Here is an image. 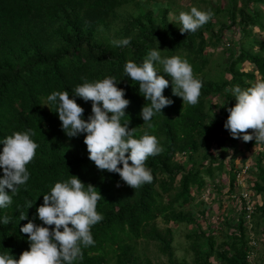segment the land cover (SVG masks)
Masks as SVG:
<instances>
[{
  "label": "trees",
  "instance_id": "1",
  "mask_svg": "<svg viewBox=\"0 0 264 264\" xmlns=\"http://www.w3.org/2000/svg\"><path fill=\"white\" fill-rule=\"evenodd\" d=\"M158 1L0 0V139L31 130L32 139L38 144L33 160L26 166L30 174L26 186L20 187L10 206L0 209V217H11L9 224L0 225V254L10 253L18 258L29 250L27 234L21 233L20 228L33 219L36 208L43 203V194L70 174L96 188L102 197L96 210L104 217L92 227L95 244L82 247L83 260L78 264H151L138 255L140 241L158 244L167 264H188L175 256L172 231L157 227L160 218L167 224L191 227L188 239L192 264H249L251 248L245 212H234L233 223L228 217L220 225L209 223L206 231L190 206L195 196L206 189L205 178L213 181L225 170L230 152L231 200L239 145L249 150L264 146L262 142L233 139L223 127L228 115L226 107L235 104L225 89L239 86L243 90L264 80V47L259 52H254L255 48L247 51L242 42L238 52L230 53L222 65L218 79L205 74L210 64L207 51L219 47L226 30L239 29L243 39L260 43L251 38L250 30L264 32V0H229L226 10H215L212 19L190 35L181 34L176 20L169 18L174 6L163 3L159 7ZM221 13L223 20L213 22ZM128 36L132 37L129 46L113 47L110 43ZM158 45L162 56L186 58L203 86L198 104L189 106L172 95L169 82L162 94L173 103L162 109V115L153 118L154 127L148 128L140 117L147 101L139 94L137 83L125 77L124 65L129 60L141 63L149 50ZM246 64L253 70H241ZM106 76L120 80L117 87L125 90L130 102L121 123L128 121L129 129L136 128V138L146 132L154 135L162 147L160 154L146 161L152 170V183L137 189L127 186L118 174L97 170L88 159L83 134L67 137L55 106L44 105L53 91H68L71 95L77 85ZM215 100L220 105L214 104ZM76 102L84 109L86 119L91 113V102L81 98H76ZM246 132L251 134L253 130ZM214 146L219 147V154L212 151ZM178 155L181 160H177ZM263 164L264 154L258 153L250 191L263 203L256 206L254 221L257 215L264 221ZM26 201H31L33 207L26 209ZM205 207L203 204L199 217L206 215ZM26 211L28 219L20 221L19 212ZM34 222L41 223L38 219ZM255 232L258 234V227ZM218 238L222 240L220 244Z\"/></svg>",
  "mask_w": 264,
  "mask_h": 264
},
{
  "label": "clouds",
  "instance_id": "2",
  "mask_svg": "<svg viewBox=\"0 0 264 264\" xmlns=\"http://www.w3.org/2000/svg\"><path fill=\"white\" fill-rule=\"evenodd\" d=\"M213 15L211 9L203 11L193 6L187 12L180 11L176 22L181 34L190 35L207 24ZM131 41L132 37L128 36L110 43L113 47L123 48ZM161 52L158 45L149 50L141 63L129 60L124 65L125 77L137 83L139 94L147 101L140 117L148 128H153V118L162 115V109L173 103L162 94L169 82L172 95L189 106L198 104L203 86L186 58L162 56ZM119 82L111 76L94 82L85 81L77 85L71 95L68 91H53L46 97L44 105L55 106L61 129L67 137L83 134L88 159L97 170L118 174L127 186L137 189L152 183V170L146 166V161L160 154L162 147L154 135L146 132L136 138V128L129 129L128 121L121 123L130 102L125 98V90L117 87ZM225 92H230L235 99L234 106L226 107L228 115L223 124L231 138L243 142L255 138V143H264V80L243 90L233 86ZM76 98L91 102V113L86 119ZM248 129L253 133H247ZM33 136L31 130H26L0 139L3 146L0 149L3 173L0 175V209L12 204V198L30 178L26 166L38 148ZM101 198L93 185L83 183L75 175L69 174L68 179L56 182L43 194V203L36 208L33 219L20 228L21 233L27 234L29 250L23 251L18 258L10 253L0 254V264H78L83 260L82 247L95 244L92 227L104 219L96 210ZM33 205L31 201L25 202L26 209ZM19 213L20 221L28 219L27 211ZM36 219L41 223H35ZM10 222L11 217H0V225Z\"/></svg>",
  "mask_w": 264,
  "mask_h": 264
},
{
  "label": "rangeland",
  "instance_id": "3",
  "mask_svg": "<svg viewBox=\"0 0 264 264\" xmlns=\"http://www.w3.org/2000/svg\"><path fill=\"white\" fill-rule=\"evenodd\" d=\"M168 3L173 5L175 11H172L169 15L171 20H176L180 11H189L191 7L195 6L200 10L207 11L211 9L213 12L216 10H226L229 7V0H207V3H203V0H159L158 6L161 7L164 4ZM157 6V7H158ZM224 13H221L219 16L215 17L213 22L217 20H223ZM215 31H218L219 28L216 27ZM251 38L255 41H259L260 43H256L254 41L249 40V42L243 39L242 32L238 29L237 31L231 30L225 32L224 39L222 43L219 45L217 49H209L207 51L208 57L210 58V64L207 67L205 74L206 77L218 79L219 74L222 71V65L227 62V59L230 57V53L235 55L238 52L239 44L243 42V46L246 45V50L254 49V52L261 51L260 49L264 47V32L259 29H252ZM241 70L250 72L253 70V67L249 64L241 67ZM226 78H230L226 76ZM214 104L220 105L219 101H213ZM215 111L217 109L215 108ZM253 133V132H252ZM251 133V134H252ZM252 141H255L253 138ZM238 155L234 158V162L236 167L239 169L243 165H248L250 167V175L245 180L246 182H253L255 178L254 173V163L256 162V158L258 157V153L264 154V146H255L253 148L246 149L243 144L238 147ZM212 151L216 154L220 153L219 147H212ZM230 156L227 157V161L225 163V170L221 173V175H216L215 179L205 178L206 189L200 194L195 196V201L192 206H190L193 212L196 215L198 224L202 227L203 230L208 229V224L211 223L213 226L220 225L222 220L226 217L230 219L231 223H233L234 217V204L231 202L228 196V182L229 176L228 172L230 171V159L232 158L233 153H229ZM181 156H177V160H181ZM264 166V164H263ZM212 182H214L212 184ZM214 184L216 188L214 189ZM220 189V192L218 191ZM256 200V199H255ZM257 206H261L263 200L261 197H257L256 200ZM206 205V215L199 217L200 211H202V205ZM188 206V208H190ZM187 208V209H188ZM202 208V209H201ZM204 208V209H205ZM255 217V216H254ZM157 227L160 231L171 230L172 237L174 239L173 249L175 252L176 258L181 262L185 260L188 264L193 263L192 253L189 252L190 241L188 239V234L191 231V227H187L185 225H176L173 223L167 224L161 218L156 222ZM219 227V226H218ZM217 227V228H218ZM246 232H248L249 240H250V248L251 255L249 258V264H264V221H262L261 216L257 215L254 218L250 219V223L245 225ZM258 227V234H256L255 230ZM222 240L218 238V244H220ZM138 255L140 259L145 262L146 260L150 261L151 264H167L168 259L159 249V245L156 243H145L140 241L138 244ZM255 245V246H253Z\"/></svg>",
  "mask_w": 264,
  "mask_h": 264
},
{
  "label": "built area",
  "instance_id": "4",
  "mask_svg": "<svg viewBox=\"0 0 264 264\" xmlns=\"http://www.w3.org/2000/svg\"><path fill=\"white\" fill-rule=\"evenodd\" d=\"M249 175L250 167L248 165H243L238 169L236 174V182L234 184L235 192L232 196H230L231 202L235 207V213L239 211L245 212V225L247 224V226L248 223H250V219L255 214V208L257 206V198L254 197V195L250 191L252 182L245 181ZM247 234L249 233L247 232Z\"/></svg>",
  "mask_w": 264,
  "mask_h": 264
}]
</instances>
